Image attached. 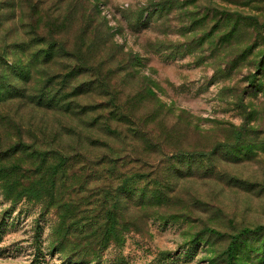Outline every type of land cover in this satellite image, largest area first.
Returning a JSON list of instances; mask_svg holds the SVG:
<instances>
[{
    "label": "rangeland",
    "instance_id": "rangeland-1",
    "mask_svg": "<svg viewBox=\"0 0 264 264\" xmlns=\"http://www.w3.org/2000/svg\"><path fill=\"white\" fill-rule=\"evenodd\" d=\"M257 226L264 0H0V264H227Z\"/></svg>",
    "mask_w": 264,
    "mask_h": 264
},
{
    "label": "trees",
    "instance_id": "trees-1",
    "mask_svg": "<svg viewBox=\"0 0 264 264\" xmlns=\"http://www.w3.org/2000/svg\"><path fill=\"white\" fill-rule=\"evenodd\" d=\"M51 50V46L45 48L43 51H47L46 53H48V51ZM26 66L29 67V64H27ZM28 70L27 71H24V70H21L22 74L24 75H28L30 73V68H27ZM21 93H23L24 91H26V86L25 84L23 83V86H21ZM41 98H44L43 95H41ZM55 181H53L54 183ZM118 210V208H114V209H108V214L110 215V217L112 218L113 217V214L114 211ZM115 223H113V226ZM264 229V227L262 226H257V227H254V228H251V227H244L240 230V232L238 233H234V234H231L230 236V241H229V244L227 246V249H226V253H227V264H235L234 262V255H235V251H236V247H237V243L240 239V237L242 235H246V234H252V233H257L259 232L260 230Z\"/></svg>",
    "mask_w": 264,
    "mask_h": 264
}]
</instances>
